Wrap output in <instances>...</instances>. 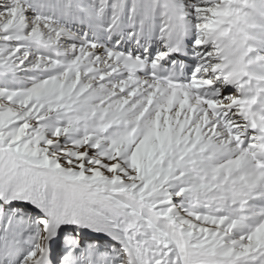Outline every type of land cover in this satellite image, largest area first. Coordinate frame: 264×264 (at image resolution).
I'll return each instance as SVG.
<instances>
[{"label":"snow or ice","instance_id":"snow-or-ice-1","mask_svg":"<svg viewBox=\"0 0 264 264\" xmlns=\"http://www.w3.org/2000/svg\"><path fill=\"white\" fill-rule=\"evenodd\" d=\"M0 264H264V0H0Z\"/></svg>","mask_w":264,"mask_h":264}]
</instances>
